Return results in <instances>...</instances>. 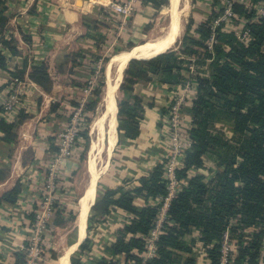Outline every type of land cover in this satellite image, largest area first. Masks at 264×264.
<instances>
[{
	"label": "trees",
	"instance_id": "trees-1",
	"mask_svg": "<svg viewBox=\"0 0 264 264\" xmlns=\"http://www.w3.org/2000/svg\"><path fill=\"white\" fill-rule=\"evenodd\" d=\"M263 1L233 2L235 22L243 21L250 30L247 43L226 30L224 24H215L224 10L223 0H210L207 18L191 17L178 49H169L150 59L133 58L125 69L120 87L124 96L118 101L117 114L120 143L140 135V122L146 110L144 99L134 92L137 82L157 80L172 87L195 83L194 97L187 107L191 116L187 132L191 145L185 152L183 166L177 171L182 187L170 202L162 232L156 240V254L147 259V264H199L196 247L204 251L205 264H222L226 232L230 255H234L233 264H264V17L258 15L255 7ZM6 11L5 1L0 0V36L9 21ZM84 23L89 29L87 35H92L91 22ZM213 34L216 41L209 48ZM23 38L31 42L28 35ZM1 43L13 55H22L15 38H4ZM78 54L68 55L74 64L81 56ZM28 63L25 58L21 67L11 69V75L28 77L50 92L53 79L48 64L45 61ZM191 65L195 67L193 72ZM0 66L6 67L1 51ZM104 86L103 68L94 95L100 96ZM73 104L76 106L78 102ZM29 117L24 108L13 122L0 117L1 140L15 142L17 128ZM83 135L86 150L90 145L88 129ZM208 156L216 165L208 171L210 177L200 171L206 168ZM164 160L142 175L138 185L129 187L127 180L121 186L97 192L88 217V231L94 225L108 223L113 212L122 211L128 217L116 227L115 239L104 243L98 259L90 254L93 237L88 233L78 248V255L71 258L72 264L143 263L147 237L162 206L161 197L168 194ZM21 191L22 185L17 182L0 201L15 203ZM139 198L144 204L136 203ZM55 207V215L61 217L64 207L57 201ZM75 217L76 212L70 211L68 220L73 221ZM51 252L53 259H57V254ZM22 263L23 256H20L17 264Z\"/></svg>",
	"mask_w": 264,
	"mask_h": 264
},
{
	"label": "crops",
	"instance_id": "crops-1",
	"mask_svg": "<svg viewBox=\"0 0 264 264\" xmlns=\"http://www.w3.org/2000/svg\"><path fill=\"white\" fill-rule=\"evenodd\" d=\"M5 1L7 6L6 14L9 13L10 17L8 23L9 29L7 28L8 30H5L0 36V51L4 55L6 62V67L0 66V101L5 97L9 79L12 77L10 73L11 69L21 67L25 58H28L29 65H32L34 62L45 61L49 66V72L53 79L52 90L45 92L38 84L26 77L35 86L33 90L37 93L39 102L42 101L44 103L45 101L50 106L49 115L44 117L43 121L39 119V113L43 110V107L41 108L40 105L39 107L38 103L35 106L36 101L33 100V94H31L30 99L32 98L33 100L31 102L34 104L32 106L34 108L28 111L32 116L17 128V140L13 143L4 142L1 140L2 132L0 131V198L5 192L11 190L17 182H20L22 185V191L15 203L0 201V264H17L20 261V256H23L24 246L28 243L34 217L32 213L37 208L45 187L43 176L57 146L55 143L59 120L64 119L68 108L74 106L73 103L77 100V94L81 92V85L77 80L81 75L85 58H76V63L74 64L68 55L76 53L73 51L80 49L79 45H83V37L89 38L85 37L89 29L85 25L84 20H82V15L84 12L92 10L93 1ZM96 1H104L106 3L108 0ZM142 11L135 18H127L129 26H132L133 31L140 29L142 20H144L145 14L149 12V9L143 8ZM26 22L29 26L25 24ZM240 24H244V22L241 21ZM23 26L29 27L31 33L27 34L26 28ZM82 28H85V33H83ZM128 30L132 31L131 28ZM23 35H28L31 42L25 41ZM76 35L80 36L78 41H74ZM12 37L16 39L22 55H13L1 43L2 39H10ZM125 39L126 42L134 43L132 33L131 35L128 34V37ZM132 48L134 46L128 49ZM78 53L84 54L83 52ZM67 66L68 69L66 70ZM172 88V86L162 84L157 80L153 82H137L135 84L134 92L144 99L145 116L140 122L141 131L136 139L120 143V145L116 143L117 147L115 146L112 154V157L114 156L113 162L111 163L110 161L109 167L105 172L106 174L109 170L107 173L109 180H106L108 187L115 188L121 186L127 180L129 181L127 184L129 187L138 185V179L142 175L148 174L158 162L162 161L164 155L167 153V149L162 145L163 141L161 140V128L159 124L164 121L161 115L168 106L170 100L169 92H171ZM35 107L36 111L34 110ZM17 114L8 117L9 120L7 121L13 122ZM3 115V109L0 105V117ZM227 132L229 135L232 134L230 129ZM162 147L166 150H162ZM215 167V162L211 160V170L215 169ZM74 170V160L66 161L63 164L59 181L60 190L56 193V201L58 202L59 200L60 202L62 200L61 204L64 207V212L61 217L65 220L69 219V212L73 210L71 201L68 199L70 192L68 180L73 177ZM96 187L98 191V182ZM97 191H95L92 201H96L95 195L97 198ZM136 203L138 205L144 204L142 198L136 199ZM74 211L76 212V217L73 221L77 230V237L68 246H72L75 243L74 249H78L88 235V220L86 221V230L83 231L81 229V233L76 224L79 212V199L77 201V210L75 209ZM53 216L49 236L46 241L45 262L42 264H52L53 257L51 250L56 251L54 246L50 245L52 237H54V230L57 229V226H53L55 225L53 223L56 217L54 214ZM127 217L128 215L125 212H113L108 217V223L99 224L101 227H105L104 230L100 227V232H105L109 236L106 241L115 239L116 227L123 223ZM58 260L61 264L60 256ZM70 264H72L71 256Z\"/></svg>",
	"mask_w": 264,
	"mask_h": 264
},
{
	"label": "rangeland",
	"instance_id": "rangeland-1",
	"mask_svg": "<svg viewBox=\"0 0 264 264\" xmlns=\"http://www.w3.org/2000/svg\"><path fill=\"white\" fill-rule=\"evenodd\" d=\"M89 1L90 2L93 1L92 10H89L88 12H84L82 15V20L84 21L88 20L91 22V26L93 27V29L90 33H92V35L90 36L86 35L85 37H89L87 39L83 37L82 39L83 45H79L81 51L80 49L78 51H73L76 53L83 52L84 54L79 53L81 55L79 58L81 59L85 58L84 63L82 65L81 75L77 80L81 85L80 86L81 92L80 94L79 93L77 94V100H75V102L77 101L78 103H80L77 107H81V109L78 111L79 114L76 118H74L73 125L71 126L72 117L76 108L75 109L73 107L68 108V111L65 113L64 119L59 120V125L57 126L58 130L56 132L57 134L56 143H55L57 145L56 148L58 149L61 133L66 131V129L72 127V130L75 132L72 153L69 156H67L66 159H64V161L61 163V167L66 161H71V160L75 161L74 175L68 180L69 181L68 189L70 191L68 195L69 197L68 199L71 201V206L73 207V210L75 209L77 210V201L79 198H82V193L84 192L89 180L90 162L88 159L90 158V149H91L92 141L96 139L97 136V134H95V132L92 130L91 126L94 119L100 116V114L103 113L105 110L104 94H105L106 86L102 88V93L100 96L97 97L94 95L95 90L99 87V81L101 79V69L104 68V79L106 81V70L108 67L107 64H109L108 61L114 54L123 51L132 50L141 45L148 44L149 40H151L150 38L159 37L162 34L166 33L167 28L171 22L170 9L172 5V0H169L168 4L165 3L162 4V2L166 0H108L106 3L104 1H96V2L95 0H89ZM114 4L126 5L129 8V10L126 12L118 11L114 9L113 6ZM179 5L185 8L184 10L185 12L183 13L184 28L178 43L174 47H172V49L179 48L180 43L184 35L186 34L187 25L191 17H194L196 20L203 18L206 19L207 15L211 10L210 0H197L196 3H193L192 0H180ZM143 8L149 9V12H146L145 18L144 20H142L140 29L133 31L132 26H129V21L127 20V18L128 17L135 18L136 16H138L143 12L142 11ZM7 15H9L10 17L9 13H7ZM8 23L6 25L5 30L9 29ZM25 24L29 26L27 22ZM23 27L26 28L27 34L31 33L30 32L31 29L29 27L26 26ZM130 28L132 31L128 30ZM82 29H83V33H85L86 32L85 28ZM131 33H132V39H134V43L125 41L126 40L125 38L128 37V34L131 35ZM79 37H80L79 35H76L74 41H78L80 39ZM129 45H134V48L128 49ZM106 58L108 59V61H106ZM81 59L80 61H82ZM136 59H140V58H136ZM67 69L68 66L66 70ZM15 78L23 81L22 83H20V86L23 88V90L26 91L23 94V99H22V101H24L25 104L27 105L24 106L26 107L25 111L30 116H32L28 110H32L34 108L32 107L34 106V104H32L31 102L33 98V100L36 101L35 106L38 103V106L40 105L41 108L43 107V110H41L39 113V119L42 120L44 119V117L48 116L50 106L47 105L45 101L44 103H42V101L39 102L37 93L33 90V87L35 86L29 80H27L26 77L22 79L16 76L10 77L8 84L11 81H16L17 79ZM139 82H143V81H139ZM8 89L9 88H7V90ZM7 92L8 91H6V93ZM31 94H33V96L30 99ZM169 94L171 97L172 90L171 92H169ZM123 96L124 93L120 89L118 92V101L122 100ZM168 105L169 106H167V108L164 109V113L161 115L164 120L161 121H163L164 124L162 122L161 124H159V127L161 128V134H160L161 140L163 141L162 145H164L163 147L167 149V152L169 148V144H168L169 138L171 137V129L169 127L170 125L169 117L171 118V114H169V112L172 109V107L170 106L171 105L170 101L168 102ZM187 107L188 106H183L181 110L182 126L180 127L181 131H184L186 134L191 127L190 116H189L190 114L188 112ZM34 110L36 111V107ZM19 111L20 109L17 111V113ZM37 117L38 115L35 118L37 119ZM87 129L90 136V145L85 150L86 138L84 137L83 132H85ZM107 137L108 134H106V139ZM119 140H120V136L118 135L117 145H120ZM165 148H163L162 150L165 151L166 150ZM54 153L52 154V159L54 158ZM113 157L112 159L110 158L111 163L113 162ZM52 159L49 161V163L52 162ZM102 165L103 162L101 163V161H99V166L101 167ZM200 171L204 173L206 176L210 177L208 171H211V156H208L206 158V168ZM105 172L103 173L104 175L98 181L97 192H101L107 188H111L107 186V182H106V180H109L107 178V173L109 172V170L106 174ZM60 173H61V168L59 170L58 181H60V177H61ZM43 177L44 179H46V172ZM60 185L64 187L63 184L60 183ZM61 201L62 200H60L59 202L58 200V204L60 206H63L61 204L62 203ZM56 211L57 208H55V213ZM53 224H55L53 225L54 227L57 226V229L54 230V235H53L54 237H52V242L50 243V245L54 246V249L56 250L55 253L57 254V259H53L51 263L60 264L58 257L61 255L63 250H65L68 247L69 244L73 243L76 240L77 230L75 229L74 221L65 220L60 216L55 217V221ZM100 227L101 226L97 224L94 225L90 231H88L87 229V232L88 233L91 232V235L94 237L92 250L90 254H92L93 257H95V259L101 257L102 255L101 253L104 251L103 250L104 243L106 242V239L109 237L107 233L100 232L99 230ZM101 228H103V230L105 229L104 226H102ZM194 250L197 258L199 259V264H205L203 258L204 251L200 247H196ZM181 254L183 256H186V254L183 253ZM77 255H78V249L76 248L72 252L71 258Z\"/></svg>",
	"mask_w": 264,
	"mask_h": 264
},
{
	"label": "built area",
	"instance_id": "built-area-1",
	"mask_svg": "<svg viewBox=\"0 0 264 264\" xmlns=\"http://www.w3.org/2000/svg\"><path fill=\"white\" fill-rule=\"evenodd\" d=\"M236 0H223V12L218 16L215 24H224L225 29L234 32L237 38L241 42L247 43L250 38V30L244 26V24H237L235 22L236 15L233 11V2ZM114 9L118 11H128L129 8L126 5L114 4ZM258 15L264 17V1L255 5ZM215 35L211 36L209 41V48H212L215 42ZM191 71L195 70L194 65L190 66ZM17 79V78H15ZM17 79L11 81L7 88H9L5 97L0 101V105L3 109V116L6 120L17 113L21 108L27 106L23 99V94L26 92L20 86L22 80ZM195 83L190 81L184 86H174L172 88V95L170 97L171 107L169 114L171 137L169 138L168 152L164 155V173L167 179L168 194L165 197H161L162 206L159 210L155 226L150 231L147 237V252L142 264H147V259L153 257L156 254V240L163 229V224L167 218V212L170 202L174 195L182 187V181L177 175L178 169L183 166L184 156L186 150L191 145V140L184 131H181L182 116L181 110L183 106H188L191 103V99L194 97ZM80 103H78L79 105ZM73 106L76 110L72 117V124L74 118L79 114L81 107ZM169 106V105H168ZM72 116V115H71ZM75 132L71 128L66 129L60 135V142L58 150L54 153V158L46 171L45 187L40 197L37 208L34 211V220L31 227V233L28 239L27 245L23 248V263L22 264H42L45 262V254L47 251L46 241L50 232V224L53 214L55 213L56 193L59 190V170L61 163L72 153V147L74 145ZM162 159V160H163ZM230 242L229 233L226 232L223 238L222 244V264H233L234 255H230Z\"/></svg>",
	"mask_w": 264,
	"mask_h": 264
},
{
	"label": "bare ground",
	"instance_id": "bare-ground-1",
	"mask_svg": "<svg viewBox=\"0 0 264 264\" xmlns=\"http://www.w3.org/2000/svg\"><path fill=\"white\" fill-rule=\"evenodd\" d=\"M180 0H172L170 9L171 22L167 28L166 33L159 37L150 38L148 44L141 45L135 49L123 51L117 55H113L107 67V111L103 112L94 119L92 123V130L97 134L96 139L92 141L90 149L89 176L90 179L85 188V194L80 199L79 207L80 215V233L81 229L86 230V221L89 207L93 202V196L97 191V182L102 174L106 171L110 164V158L113 154L114 147L118 139V119H117V99L115 87L112 83V76L115 74L121 78L122 70L127 63L133 58H153L156 55L163 53L174 47L179 41L183 32V13L185 8L179 5ZM119 81V80H118ZM106 134L108 137L106 139ZM105 154V155H104ZM89 157V156H88ZM99 161L103 165L99 166ZM96 196V195H95ZM92 201V202H91ZM75 245L68 246L60 255L61 264H70V256L74 251Z\"/></svg>",
	"mask_w": 264,
	"mask_h": 264
},
{
	"label": "water",
	"instance_id": "water-1",
	"mask_svg": "<svg viewBox=\"0 0 264 264\" xmlns=\"http://www.w3.org/2000/svg\"><path fill=\"white\" fill-rule=\"evenodd\" d=\"M171 49V48H170ZM129 63V62H128ZM128 63L127 65L125 66V68L122 70V73H121V78L119 79V77L115 74V76H112V83H113V86L115 87V97L117 96L118 97V92L120 90V87H121V84L123 82V79H124V72H125V69L127 68L128 66ZM107 79H108V74H107V70H106V81H105V94H104V99H105V110L104 112L107 111V102H108V97H107V88H108V85H107ZM119 80V81H118ZM117 114H118V99H117ZM117 119H118V116H117ZM85 194V190L82 194V196ZM80 199L79 198V203H80ZM95 200H96V196H95ZM95 204V201H93L89 207V211H88V214H87V220H88V216H89V213H90V210H91V207ZM81 211H80V207H79V212H78V215H77V218H76V224L78 225L79 229H80V214Z\"/></svg>",
	"mask_w": 264,
	"mask_h": 264
}]
</instances>
